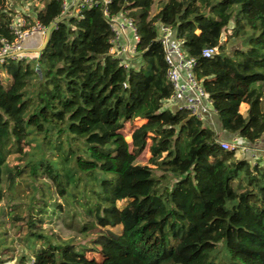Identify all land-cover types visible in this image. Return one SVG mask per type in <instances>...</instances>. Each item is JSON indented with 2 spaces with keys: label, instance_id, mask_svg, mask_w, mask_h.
<instances>
[{
  "label": "trees",
  "instance_id": "1",
  "mask_svg": "<svg viewBox=\"0 0 264 264\" xmlns=\"http://www.w3.org/2000/svg\"><path fill=\"white\" fill-rule=\"evenodd\" d=\"M21 1L45 28L67 18L41 54L0 61V203L4 185L33 189L7 214L27 250L20 264H264V157L224 150L212 128L167 106L159 34L172 29L196 59L222 131L253 147L264 139V0H160L154 15L155 0H110L74 16L68 0ZM7 5L0 50L15 40ZM122 13L140 36L129 69L110 53L109 18ZM56 215L91 240L60 239L43 226Z\"/></svg>",
  "mask_w": 264,
  "mask_h": 264
},
{
  "label": "built area",
  "instance_id": "2",
  "mask_svg": "<svg viewBox=\"0 0 264 264\" xmlns=\"http://www.w3.org/2000/svg\"><path fill=\"white\" fill-rule=\"evenodd\" d=\"M97 2H102L107 6L110 0H82L80 4L92 6ZM105 14H107V11H105ZM109 22L114 32V38L112 40L113 46L110 53L120 59L126 69H129L131 67V61L137 54V46L140 42L135 20L128 16V14L122 13L118 16L110 17ZM45 29L38 21L30 22L24 17L16 16L12 24L15 40L11 43L5 39L2 40L3 46L0 50V56L21 52L25 49L24 44L28 38L36 36L39 33H44ZM159 34L160 41L166 53V61L168 64L167 78L174 90L171 99L167 102V106L172 110L189 111L205 124L211 123V119L217 115V112L202 83L196 77V59L188 58L185 55L181 47V42L175 38L172 29L160 26ZM217 52L218 49L216 47L206 48L203 50V57L211 58ZM24 57L26 56H16V58L20 59ZM261 142L264 143V139ZM219 143L224 150L236 151L241 156L254 152V147L244 144L236 136L230 141L221 140Z\"/></svg>",
  "mask_w": 264,
  "mask_h": 264
},
{
  "label": "rangeland",
  "instance_id": "3",
  "mask_svg": "<svg viewBox=\"0 0 264 264\" xmlns=\"http://www.w3.org/2000/svg\"><path fill=\"white\" fill-rule=\"evenodd\" d=\"M158 2L160 0H155V4L152 9V15H154L157 11ZM7 7L14 11L16 16L24 17L28 21L32 22L30 18H27V14L30 15V5L26 4L21 0H8ZM68 9V8H67ZM69 10V9H68ZM67 10V11H68ZM26 16V17H25ZM41 38V34L37 36H33L28 38L25 41L24 47L33 46L38 43V40ZM228 40L227 36H224L223 42ZM236 46V42L230 41L228 43V49L232 50ZM36 54L27 53L25 56L33 59ZM145 121L136 120L133 124H127L125 130L123 131L128 142H131V133L133 127L141 126ZM241 156V154H238ZM151 158L150 151L147 150L138 160L139 164L148 165L149 159ZM175 181L171 183V186ZM4 192L8 194V196L4 197L0 203V264H20V259L23 254H27V250L21 242H16V228L13 227L9 223V219L14 212L10 213V216L7 218V214L9 211L17 206H20L19 213L21 212V208H25L27 204L30 202V197L33 194V189L30 188L28 183L22 182L16 186L13 192H9L7 185L3 187ZM55 191L54 188H52ZM35 196H39L38 193ZM60 202V198L58 199ZM4 210L5 214H1V211ZM43 226L45 228H51V232L60 236V239L68 240L73 239L75 243L78 244H86L92 237H87L84 235H80L73 229H68L65 226L64 221L61 218H57V215L54 219L50 221H46ZM122 227H118L113 231L120 233ZM87 257L89 259H95L97 261L102 260V256L97 252H88Z\"/></svg>",
  "mask_w": 264,
  "mask_h": 264
},
{
  "label": "crops",
  "instance_id": "4",
  "mask_svg": "<svg viewBox=\"0 0 264 264\" xmlns=\"http://www.w3.org/2000/svg\"><path fill=\"white\" fill-rule=\"evenodd\" d=\"M76 4H77V0H68L67 8L69 9L70 7H73V10H72L71 14L74 12ZM77 8L75 9V12H76ZM27 15H29V14H27ZM29 16H31V20L32 21H34V22L36 21L35 17L33 15H31V13H30ZM40 34H41V38L38 40V43L36 45L27 46V47H24V48L25 49L38 48L42 44L43 39H44V33H39L37 35H40ZM206 125L209 126L210 128H212L217 133L219 139L222 140V141H230L233 138L232 135H229V134L225 133L224 131H222L221 123H220L219 118H218L217 115L213 116V118L211 119V123H209V124L206 123ZM253 147H254V152H251V153H249L247 155L249 158L252 157L254 154L259 156V157L260 156L264 157V143L263 142L260 141L258 144H256Z\"/></svg>",
  "mask_w": 264,
  "mask_h": 264
},
{
  "label": "water",
  "instance_id": "5",
  "mask_svg": "<svg viewBox=\"0 0 264 264\" xmlns=\"http://www.w3.org/2000/svg\"><path fill=\"white\" fill-rule=\"evenodd\" d=\"M81 1L82 0H77V4H76L75 9L79 6V4L81 3ZM75 9H74V12L70 16H74L75 15ZM66 18L67 17H65V16L60 17V18H56L54 21H52L50 23V25L45 29L43 42H42V44L38 48H34V49H24V50H22L21 52H18V53H14V54L7 55V56H0V61H5V60L11 59V58L14 59V58H16V56L26 55L27 53L41 54L43 51L46 50V48L49 45L50 37H51V34H52L53 29L56 28Z\"/></svg>",
  "mask_w": 264,
  "mask_h": 264
}]
</instances>
